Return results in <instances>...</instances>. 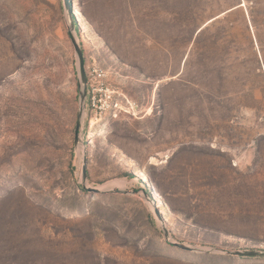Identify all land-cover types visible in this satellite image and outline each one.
I'll return each instance as SVG.
<instances>
[{"label":"rangeland","instance_id":"1","mask_svg":"<svg viewBox=\"0 0 264 264\" xmlns=\"http://www.w3.org/2000/svg\"><path fill=\"white\" fill-rule=\"evenodd\" d=\"M71 4L86 87L64 0H0V264H264V0Z\"/></svg>","mask_w":264,"mask_h":264},{"label":"water","instance_id":"2","mask_svg":"<svg viewBox=\"0 0 264 264\" xmlns=\"http://www.w3.org/2000/svg\"><path fill=\"white\" fill-rule=\"evenodd\" d=\"M65 3V8L68 12V18H69V22H70V33L72 35V42L75 48V52L78 56V60H79V66H80V72H81V76H82V81H83V85L86 87V80H85V61H84V56H83V51L80 47V45L78 44L76 38L74 37V30H75V24H74V17H73V9H72V4H71V0H64ZM86 89H84V93L83 95H81V105L83 106L84 104V100L86 97ZM80 115H82V111L80 112ZM121 193L127 194V191H123ZM151 200V199H150ZM165 238L168 241L169 240V233L168 231L165 229ZM179 249H182L184 251H189V252H194L195 250L187 247L185 245L182 244H175ZM223 253H226L228 255L231 256H237V257H248V258H264V251H245V252H228L225 251Z\"/></svg>","mask_w":264,"mask_h":264},{"label":"bare ground","instance_id":"3","mask_svg":"<svg viewBox=\"0 0 264 264\" xmlns=\"http://www.w3.org/2000/svg\"><path fill=\"white\" fill-rule=\"evenodd\" d=\"M80 150L81 151H83V146H80ZM144 179H145V181H148V179H147V176L146 175H144ZM109 187H103L102 189H108Z\"/></svg>","mask_w":264,"mask_h":264}]
</instances>
